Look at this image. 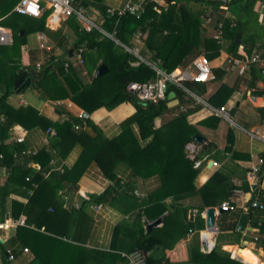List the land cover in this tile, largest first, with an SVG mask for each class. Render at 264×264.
I'll list each match as a JSON object with an SVG mask.
<instances>
[{
    "label": "trees",
    "instance_id": "16d2710c",
    "mask_svg": "<svg viewBox=\"0 0 264 264\" xmlns=\"http://www.w3.org/2000/svg\"><path fill=\"white\" fill-rule=\"evenodd\" d=\"M19 1L0 0V26L7 28L12 38L10 46L0 47L1 55L5 53L4 51L10 53L7 58L8 68L5 70L4 64H0V116L2 117L0 153L4 157L0 165L7 167L8 172L11 173L6 183L0 187V223L4 222L7 216L13 219L24 216L25 226L15 230L13 239L3 243L0 238V256L7 260L6 253L10 250L14 257H18L24 248H29L34 258L28 264L41 263L42 250L40 249L43 246H49L53 256L44 264H118L123 261L117 247L113 251H99L88 249L81 242L74 241L76 238L70 235L71 227L74 221L77 223L75 216L79 213L83 216L84 212L76 213L73 208L66 212L61 211L64 212L65 220L58 225V215L60 217L62 214L57 213V201L60 202V206L66 204L63 199V190L76 191L78 180L92 161L99 166L105 176L114 182L108 194L90 196L92 203H101L110 199L111 194H119L121 179L116 178L115 173L119 164L130 169V178L158 177L160 187L149 194L146 200L135 197L131 191L129 197L133 198L138 206H144V209L132 218L121 222L115 230L117 234L122 235V238L125 236L131 238L135 244L133 249H139L144 253L146 264H160L164 260L163 245L159 239L151 236V232L155 230L160 237H164L165 229L159 227L145 234L139 226L141 218L144 216L145 222L148 223L155 221L166 212L174 214L181 210L186 217L188 213L191 215L196 211L198 218L195 223L190 218L185 223V231L189 229L192 231L196 222L200 221V214L206 207H214L224 200L221 195L225 190L222 188L226 183L225 179L215 174L205 185L196 187L195 180L199 175L200 167L195 168L194 162L187 158L185 146L193 141V136L198 133L197 129L187 123L186 112L173 115L154 129L149 119L170 111L166 101L142 103L134 93L129 92L128 88L131 84L155 81V72L145 64L135 65L136 59L131 54L117 47L111 40L103 38L95 29L89 31L81 29L71 48L75 51L80 46L86 47L83 67L69 66L65 70L64 64L68 61L67 52L64 60L47 56L39 69L34 68L36 73L32 77V84L46 100L56 102L68 99L89 115L99 108L111 105L119 97L131 103L135 113L121 123V132L117 137L106 139L100 131H95V135L90 136L86 132L73 129L74 124L82 122L90 125L89 118H74L66 113V117L59 124L44 120L32 107L11 105L8 98L15 93L13 84L27 70L21 61L20 32H24L23 37L43 33L49 37L53 36L56 40L64 39L60 32L53 33L47 30L48 11L39 18L16 14L13 10ZM256 1L229 0L226 4H213L194 0H144L139 12L125 14L119 18L110 17L107 14L108 8L103 5V0H73V6L76 9L95 7L103 17L101 28L107 32L117 31L118 38L126 44L128 43L124 39L126 36L129 35L133 39L138 33L146 34L145 44L152 53L149 61L157 64L163 72L170 73L178 66L183 67L189 64L193 58L202 53L211 60L221 49V42L205 34L201 17L203 11L189 8V3L211 7L216 12L222 11L220 8L223 7L232 9L234 6L241 5L243 13L245 9L252 8ZM160 2L164 6H160ZM237 19L219 16V22L223 23V40L229 41L230 44L227 49L229 56L244 59L252 52L264 51V42L258 43L260 40L258 28H253L250 20L244 22L240 18ZM237 33H241L243 37L247 36L243 40V44L245 42L249 45L243 48L245 53H240V46L233 42ZM59 40L55 46L63 48L65 43H60ZM93 49L101 52L100 63L107 68V73L100 77L95 76L99 59L90 54L89 50ZM257 66L252 65L249 69L252 70ZM259 69L263 74L255 80L263 84L261 92L264 93V68ZM9 72H12L11 77L7 76ZM213 74L215 78H218L220 74H224V71L213 70ZM84 76L88 80L83 79ZM170 92L178 98L184 96L183 92L172 86L168 87L167 95ZM14 124L24 129L37 125L47 129L53 128L59 137H70L79 141L82 151L70 168H64L62 172L54 171L44 178L43 172L48 171L50 167L42 166L43 169L33 171L27 167L30 159L23 162L13 158L14 153L21 152L23 147L16 145L9 149L4 145L9 138V130ZM211 151V145L202 144L197 160L202 162V159ZM38 155H43L47 161L52 158L43 150L31 158L37 161ZM26 177L29 179L25 181ZM10 184H16L18 190L11 189ZM226 185L228 188V184ZM228 189L230 190L226 199H229L233 191L231 187ZM123 192H126V189H122L121 193ZM11 193L20 195L25 201L13 199L10 202V211L7 213V199ZM168 198H171V203L167 205L164 202ZM261 202L264 204V200ZM248 212L251 214L252 226H260L263 231L264 211L254 214L249 209ZM241 213L243 211L233 213L229 217L230 224L221 229L234 231L236 220ZM223 214L224 219L227 213L223 212ZM212 258H214V264H244L231 260L230 253L216 248H213L209 254L191 251L189 255L192 264H204L207 259ZM6 264L11 263L7 260Z\"/></svg>",
    "mask_w": 264,
    "mask_h": 264
},
{
    "label": "crops",
    "instance_id": "0c3cea01",
    "mask_svg": "<svg viewBox=\"0 0 264 264\" xmlns=\"http://www.w3.org/2000/svg\"><path fill=\"white\" fill-rule=\"evenodd\" d=\"M126 1L127 0H103L102 3L107 8H118L122 7ZM159 4L160 6H164L161 2ZM188 6L194 10L203 11L201 17L205 34L208 37H213L216 31V25L220 21L219 17H217L216 14L214 15L215 10L211 7L201 6L198 3H189ZM241 7V5H237L232 9L226 7L220 9L224 17L240 18L244 22L247 20L252 21V27L258 28V34L260 36L258 43L264 42V0H257L252 8L245 9L243 13ZM81 9L93 24L102 27V14L95 7H81ZM218 13L220 14V12ZM46 28L53 33L60 32L64 39L56 40L53 36L49 37L43 33L30 34L23 37V32V35L20 36V54L22 64L27 68L24 73H27L30 79V85L28 87H23L19 94L14 93L9 96L8 102L15 107H32L36 110L38 116L44 120L60 124L62 119L66 117V113L71 117L79 118L82 117L84 111L68 99L59 101L71 104L69 108L63 107L56 109L53 106L54 102L46 100L33 86L31 71L34 70L37 62L44 60L47 56H53L64 60V55L67 54L68 51L72 50L74 52L71 48L75 43L77 33L81 29L86 30V28L74 17L63 20L54 26L48 27L46 25ZM233 28H235V26H233ZM239 34L241 36L238 46H240L239 52L242 53L244 52L243 48H247L249 45L245 42L243 44V40H245L247 36L243 37L241 33ZM124 39L128 41V45L124 43V41L119 40L126 46H136L145 59L150 60L152 58V53L147 49L145 42L141 45H134V39L129 35ZM58 40L60 43H65L63 48H56L55 44ZM229 45V41L223 40L218 55L209 60L213 70H223L224 74H220V77L218 76V78L216 77L207 83L195 85L186 82V84L190 88V91L197 95L203 102L217 109L225 107L230 113L232 124L213 115L203 104L196 103L192 98L185 95L183 98H178L173 92H170L166 98V104L170 111L164 114H157L149 119L150 125L156 129L163 121L170 119L173 115L178 114L182 110L185 111L187 123L194 126L197 129V134L204 137L205 143L212 147L210 154L202 159L200 172L195 180L196 187L199 188L205 185L215 174L221 175L226 182L222 187L223 189L225 188V190L221 195L224 200L214 207H206L204 209L200 214V221L196 222L192 230L193 233H189L190 229L185 231V223L189 218L195 223L198 218L196 211L191 213V215L188 213L186 217L181 210H178L174 214H168V212H166L162 215L164 218L160 227H164L165 236L160 237L159 233L155 232V230L151 232V236L159 239L163 245L164 260L160 264H192L189 260L191 251L209 254L213 248L230 253L231 260L244 264H264V228L262 231V227L252 226L250 219L247 227L250 228L249 235H247V231L245 234H239L236 233L235 230L221 229V227L225 228V226L230 224L231 219H229V217L232 216L233 213L238 211L248 212L247 205L251 199L256 197L259 200L260 198L264 200V170L256 177L255 181L251 182L246 178L251 166L256 164L260 157H264V143L260 139V126L264 123V93L261 92L263 84L260 81H256L257 78H260L263 74L259 68L263 69L264 67L258 65L252 70L248 69L243 76H238L236 72H227L225 66L227 60L230 58L227 53ZM116 46L119 47L118 45ZM4 52L3 55L0 53V64H4L6 70L8 68L7 58H9L8 54L10 53ZM73 52L71 57L74 55ZM89 52L94 58L99 59L100 66L101 52L96 49L89 50ZM200 55L204 54H199L197 57ZM71 57L68 55L66 58L70 59ZM197 57L193 58L189 64L183 67L178 66L175 69H186L191 67L192 62ZM11 75L12 72L7 73V76L11 77ZM83 75H85V70H83ZM82 78L84 79L86 77L84 76ZM25 93L27 97L24 96ZM15 95H22L24 97L18 98V101L16 99L13 101ZM61 112L63 114H61ZM134 113L135 108L133 105L119 97L117 101L113 102L111 105L99 108L90 115L87 114L90 125L85 122L86 125L80 131L86 132L90 136H94L96 133L95 131H100L106 139H113L120 134L121 123ZM0 120H2L1 116ZM46 130L47 128L40 125L30 129H24L14 124L9 130V138L5 141L4 145L9 149L17 145L23 147V150L30 149L37 153L43 150L45 153H48L49 156H52L49 161H47L43 155H38L36 158L37 161H34L31 157L22 159L23 162L30 159V163L27 167L33 171L43 169L42 166L62 170L64 168H70L76 162L82 151L81 143L70 137L61 138L56 135V137L49 140L48 144H45L44 139L46 137ZM53 130L56 132L55 129ZM22 131L26 132L24 142L21 144L13 142L15 138L21 136ZM193 142L195 141L193 140ZM213 162L217 163L216 167H213ZM115 173L116 178L121 179L119 185L121 188L118 190L119 194H111V198L107 201L92 203L90 196L108 194L113 188L114 182L105 176L95 162L91 161L78 180L77 190H63V199L66 201V204L60 206V202L57 201L56 209L58 214L61 211L66 212V210L69 211L72 208L75 209L74 211L76 213L84 212L83 216L81 215L82 213L75 216V219L77 218V223L74 221L71 227L70 235L76 238L74 241L81 242L82 245L88 249L99 251H113L117 247L118 253L121 255L131 251L135 247V244L129 236L122 238V235L117 234L115 229L121 222L132 218L144 209V206H138L133 198L129 197L131 191L135 197L146 200L149 194L160 187V181L156 176L148 179H133L132 177L131 179L130 169L123 164L117 166ZM10 175L11 173L8 172V168L6 176L0 174V187L6 183ZM27 179H29V177H26L25 181ZM226 184H228V188L231 187V190H233L229 199H226V195H228V191L230 190L227 188ZM253 186H255V188H253ZM10 187L11 189L15 188L18 190L16 184H10ZM129 187L130 189H128ZM122 189H126V192L121 193ZM63 191L61 193H63ZM233 196L238 199L235 204V211L227 213V217L224 219V214L218 216L216 220L217 232H208L205 227L206 210L208 208L218 209L222 203L230 200ZM13 199L25 201L20 195L11 193V196L7 199V213L10 211V202ZM164 203L167 205L170 204L171 198L166 199ZM76 206H79V208L77 209ZM252 211L254 214L258 212L255 210ZM61 214L62 215L60 217L58 215L57 218L59 222L58 225L65 220L64 212H61ZM20 218L25 219L24 216ZM237 221L238 219L236 220V224ZM149 223L151 222H145V217L143 216L141 222H139V226L145 232V228ZM14 235L15 230H0V238L3 243L13 239ZM202 237L206 238L207 252H204L202 249ZM255 237L257 240L254 239ZM24 249H27L28 252H21L18 254V257H15V260L11 262V264H28L32 261L34 258L33 252L29 248ZM40 250H42V254L40 255L42 260L41 263L36 264H44L53 256V254L50 253L51 249L49 246H43ZM6 262L7 260L0 256V264H6ZM118 264L126 263L121 261ZM204 264H214V258L207 259Z\"/></svg>",
    "mask_w": 264,
    "mask_h": 264
},
{
    "label": "built area",
    "instance_id": "2783aa9c",
    "mask_svg": "<svg viewBox=\"0 0 264 264\" xmlns=\"http://www.w3.org/2000/svg\"><path fill=\"white\" fill-rule=\"evenodd\" d=\"M144 0H127L122 7L118 8H108L107 14L110 17H122L125 14H135L141 10L142 3ZM35 9L34 11L30 9ZM16 14L21 16H26L30 18H39L45 11H48L46 17V25L48 27L57 25L63 20H67L71 17H74L80 23L84 25L86 31L95 29L99 34L106 39L111 40L120 48H122L128 54H131L135 59V65L145 64L149 66L156 74V80L153 82L143 83V84H131L128 88L129 92H132L136 95L137 99L142 103H157L166 101L167 98V89L169 86L179 89L183 94L189 98H192L196 103L203 104L213 115L219 117L223 121H226L232 124L229 111L225 107H220L219 109L211 106L208 103L203 102L195 95L190 89L186 86V82L190 83H207L215 78L213 74V68L211 62L205 55H200L197 57L191 64V67L186 69H175L170 73L163 72L157 64L145 59L139 52L136 46H126L120 42L117 31L107 32L99 26L93 24L85 14V12L79 8L76 9L73 6V0H20L13 10ZM215 40L219 43L223 42V23L219 22L216 25V31L213 36ZM134 45H141L146 40V34L138 33L134 38ZM12 43L11 32L8 29H5L0 26V46H9ZM86 47L80 46L73 53L74 55L66 61L64 64L65 70L70 67H83L84 66V54ZM68 62V63H67ZM43 64V63H42ZM41 65H35L36 69H39ZM252 65H259L264 67V51H259L252 53L249 57L244 59H237L230 57L225 66L227 72H236L238 76H243L246 71ZM53 106L56 109L60 108H69L71 104H67L63 101H56L53 103ZM86 125L85 122L74 124L73 129L75 131H80ZM261 133L260 139L264 143V123L260 126ZM26 132L22 131L20 137H17L13 142L21 144L24 142ZM46 137L44 143L48 144L49 140L56 137V132L53 129L46 130ZM201 151V145L196 142H189L185 146V152L187 158L190 161L194 162V167H201V161H198L197 158ZM37 154L34 150H23L19 153H14L13 158L17 161H22V159L34 157ZM4 159L3 154L0 153V161ZM217 163L213 162V167H216ZM264 170V157H260L256 164L251 166L249 172L246 175L248 181H255L256 177ZM60 171L62 169H49L48 171L43 172V177H48L52 172ZM0 174L2 176L7 175V168L4 165H0ZM28 180V179H27ZM238 199L232 197L230 200L222 203L220 209L222 212L231 213L235 211V204ZM78 209L79 206H76ZM255 210L258 212L264 211V204L258 199H251L247 205V210ZM25 226V219H13L7 217L4 222L0 223V230L10 231L16 230L18 227ZM189 233H193L191 230ZM257 240V238H254ZM24 253H27V249L23 250ZM7 260L13 262L15 260L14 255L10 250H7L6 253ZM121 259L126 264H146V258L144 253L139 249H133L127 253L120 255Z\"/></svg>",
    "mask_w": 264,
    "mask_h": 264
},
{
    "label": "water",
    "instance_id": "95a60500",
    "mask_svg": "<svg viewBox=\"0 0 264 264\" xmlns=\"http://www.w3.org/2000/svg\"><path fill=\"white\" fill-rule=\"evenodd\" d=\"M194 1H200V2H207V3H213V4H226L229 0H194ZM20 36L23 35V32L21 31ZM240 34H236L235 36V44L236 45H239L240 44ZM72 50L68 51V55L69 57H71V54H72ZM35 71H31V75L34 76L35 75ZM107 73V68L105 67V65L101 64L97 71H96V74L95 76L96 77H100L104 74ZM30 85V79L28 78V75L27 73H23L13 84V90L15 91L16 94H19L20 90L23 88V87H28ZM82 117L83 118H87V113H83L82 114ZM193 140L195 142H197L198 144L202 145L205 143V139L204 137H202L201 135L199 134H196L193 136ZM253 188H255V186H253ZM223 212L220 208L218 209H215V208H208L205 212V227H206V230L208 232H212V233H215L217 232V228H216V220H217V217L222 215ZM163 218L164 216H161L160 218L156 219L155 221L149 223L146 228H145V232L146 234L147 233H150L152 231V229H157L160 227V225L162 224L163 222ZM249 221H250V213L249 212H243L241 213V215L239 216L238 218V221H237V224H236V227H235V232L236 233H239V234H245L246 231H247V235H249V231H250V228H247L248 227V224H249ZM201 245H202V249L204 252H207V241H206V238L202 237L201 239Z\"/></svg>",
    "mask_w": 264,
    "mask_h": 264
},
{
    "label": "rangeland",
    "instance_id": "374dc122",
    "mask_svg": "<svg viewBox=\"0 0 264 264\" xmlns=\"http://www.w3.org/2000/svg\"><path fill=\"white\" fill-rule=\"evenodd\" d=\"M218 12H220V14H219ZM218 12H215V11H214V15L216 14L217 17H219V15H222V14H223V13H221L222 11H218ZM23 19H25V17H23ZM204 22H205V20H204ZM140 54H141V52H140ZM141 55H142V54H141ZM43 62H44V60L39 61V62H37L35 65H37V64H38V65H41ZM260 67H263V66H260ZM85 77H86V76H85ZM26 93H27V92H26ZM26 93H25V95H24L25 97H27V94H26ZM24 96H22V95L16 96V95H15L14 98H13V101H14V99H16V100L18 101V98H22V97H24ZM15 103H16V101H15ZM15 103H14V104H15ZM181 112H185V111L182 110ZM25 150H28V149H25Z\"/></svg>",
    "mask_w": 264,
    "mask_h": 264
},
{
    "label": "snow or ice",
    "instance_id": "6c2138e0",
    "mask_svg": "<svg viewBox=\"0 0 264 264\" xmlns=\"http://www.w3.org/2000/svg\"><path fill=\"white\" fill-rule=\"evenodd\" d=\"M30 10L34 11L35 9L33 8V9H30Z\"/></svg>",
    "mask_w": 264,
    "mask_h": 264
},
{
    "label": "clouds",
    "instance_id": "9594fccd",
    "mask_svg": "<svg viewBox=\"0 0 264 264\" xmlns=\"http://www.w3.org/2000/svg\"><path fill=\"white\" fill-rule=\"evenodd\" d=\"M15 258V257H14ZM11 263V262H10Z\"/></svg>",
    "mask_w": 264,
    "mask_h": 264
}]
</instances>
